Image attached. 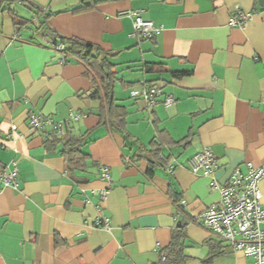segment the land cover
Masks as SVG:
<instances>
[{"label": "crops", "instance_id": "crops-1", "mask_svg": "<svg viewBox=\"0 0 264 264\" xmlns=\"http://www.w3.org/2000/svg\"><path fill=\"white\" fill-rule=\"evenodd\" d=\"M92 1L27 0L42 12L27 9L31 21L20 29L11 16L1 17L0 162L15 164L18 174L15 186L0 191V264H157L179 225L170 187L182 198L186 264H253L230 248L205 261L209 235L188 218L220 194L188 161L210 148L219 185L236 166L264 165V6L258 0H105L75 11ZM132 11L162 26L160 33L133 35ZM44 12L57 33L110 54L114 98L126 111L122 132L106 118L101 122L104 101L91 95L98 86L93 72L64 59L44 35ZM238 13L249 15L244 27L230 24ZM151 63L157 66L147 71ZM153 83L162 94L148 107L142 93ZM166 96L173 98L169 106ZM30 112L70 122L75 133L90 130L86 170H66L61 154L48 151L31 128ZM158 130L168 144L149 176L138 155ZM102 166L110 180L101 178ZM97 218L109 219L108 228L96 225Z\"/></svg>", "mask_w": 264, "mask_h": 264}, {"label": "built area", "instance_id": "built-area-1", "mask_svg": "<svg viewBox=\"0 0 264 264\" xmlns=\"http://www.w3.org/2000/svg\"><path fill=\"white\" fill-rule=\"evenodd\" d=\"M130 14L134 16L133 35L149 39L160 33L162 26L155 24L152 20L144 19L138 11H132ZM248 19V14L238 13L230 18V24L244 27ZM54 47L62 52L61 44ZM161 94V85L153 83L143 91L142 97L146 105L152 107ZM172 102V96H166L163 104L169 106ZM28 121L31 128L36 130L43 129L45 126L58 130L62 126V123L54 122L34 112L29 113ZM188 165L194 174L202 173L209 176V188L217 190L220 194L218 202L207 206L199 214L191 215V222L201 226L210 237L224 241L230 249L251 257L253 264H264V228L262 227L264 206L261 202V187L264 189V165L255 166L247 162L245 170L236 166L223 185H219L212 178L217 162L210 148L194 154L189 159ZM165 170L167 173H172L173 165L167 164ZM17 174L18 168L15 164L3 165L0 162V191L5 187L15 186ZM100 176L110 180L105 166L101 167ZM181 216L182 212L176 210L174 218L180 220ZM95 223L108 228L109 219L97 218Z\"/></svg>", "mask_w": 264, "mask_h": 264}, {"label": "trees", "instance_id": "trees-1", "mask_svg": "<svg viewBox=\"0 0 264 264\" xmlns=\"http://www.w3.org/2000/svg\"><path fill=\"white\" fill-rule=\"evenodd\" d=\"M105 0H94L90 3H84L75 11L88 10L94 8L97 3ZM20 4L24 8L40 14L41 9H34L27 3V0H0V30H1V17L7 12L14 22L17 29L26 26L30 23L31 19L18 15L17 11L13 8L14 4ZM45 15L40 20L42 31L44 35L48 36L55 46L61 44L63 49L60 52L64 59L75 60L86 67H88L97 78L98 86L91 92L92 96L101 97L104 105L101 106L100 118L101 122L106 118L109 125L122 132L124 130L126 121V111L124 107L116 103L114 98V81L115 76L111 72V64L109 61L110 54L103 51L97 45L81 40L76 37H67L57 33L47 24V19L51 13L44 12ZM54 13V12H53ZM146 70L149 71L157 65L154 63L145 65ZM183 73H173L174 76H180ZM42 134L44 147L48 151H58L64 159L65 168L67 171H84L91 162L90 156L83 151L84 145L87 143L90 130L82 133H75L74 127L70 122L62 123L60 129L56 130L50 126H45L43 129H37ZM167 135L163 130H158L156 135L151 140L149 147L146 149L140 146L139 158H143L147 162V174H152L153 168L160 163L159 154L162 146L168 144L166 141ZM187 142L186 138L183 139ZM178 143V142H177ZM168 195L178 211L182 209V198L175 188L170 187ZM189 216V221L191 222ZM178 228L173 232L168 245L159 252L160 260L157 264H186L188 256L185 254L187 236L183 230L186 225V219L178 221ZM207 245L210 247L209 256L205 261H211L214 257L224 255L227 251L228 245L216 238L208 237L206 240Z\"/></svg>", "mask_w": 264, "mask_h": 264}, {"label": "rangeland", "instance_id": "rangeland-1", "mask_svg": "<svg viewBox=\"0 0 264 264\" xmlns=\"http://www.w3.org/2000/svg\"><path fill=\"white\" fill-rule=\"evenodd\" d=\"M13 8L17 11V13H19V15L27 17L28 19H30L31 15L29 14L28 10L25 9L22 5L16 3L13 5ZM9 16L10 15L7 12H5L2 17L7 19Z\"/></svg>", "mask_w": 264, "mask_h": 264}, {"label": "water", "instance_id": "water-1", "mask_svg": "<svg viewBox=\"0 0 264 264\" xmlns=\"http://www.w3.org/2000/svg\"><path fill=\"white\" fill-rule=\"evenodd\" d=\"M261 5L264 6V0H258Z\"/></svg>", "mask_w": 264, "mask_h": 264}]
</instances>
